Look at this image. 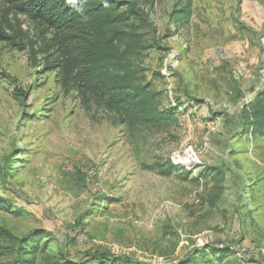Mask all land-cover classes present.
Listing matches in <instances>:
<instances>
[{"label":"rangeland","instance_id":"1","mask_svg":"<svg viewBox=\"0 0 264 264\" xmlns=\"http://www.w3.org/2000/svg\"><path fill=\"white\" fill-rule=\"evenodd\" d=\"M188 2L190 22L174 24ZM140 8L155 47L146 75L162 108H179L167 129L132 135L64 93L41 58L0 42V226L17 238L46 232L49 251L74 261L264 264V139L239 124L264 87V0ZM4 29L31 41L41 33L14 14ZM168 161L177 165L168 177L141 166Z\"/></svg>","mask_w":264,"mask_h":264},{"label":"trees","instance_id":"2","mask_svg":"<svg viewBox=\"0 0 264 264\" xmlns=\"http://www.w3.org/2000/svg\"><path fill=\"white\" fill-rule=\"evenodd\" d=\"M0 3L4 8L0 42L11 40L17 50H27L34 64L41 58L43 70L56 72L62 91L75 93L83 107L110 113L115 124L124 126L132 135L141 129H167L179 123L176 116L179 108H162L159 93L152 88L143 67L155 47L148 31L149 17L140 5H152L153 0H0ZM10 14L22 15L36 25L41 31L39 41L25 38L19 30L13 37L7 36L4 23ZM191 16L188 2L175 10L171 20L179 26L189 23ZM239 124L243 134L264 139V87L244 106ZM141 166L165 177L177 167L172 161ZM215 176L219 178L218 174ZM47 237L46 232L38 231L17 238L0 226V243L7 244L6 248L0 247L3 249L0 260L6 249L11 256L7 264H143L110 253L74 261L49 251Z\"/></svg>","mask_w":264,"mask_h":264},{"label":"bare ground","instance_id":"3","mask_svg":"<svg viewBox=\"0 0 264 264\" xmlns=\"http://www.w3.org/2000/svg\"><path fill=\"white\" fill-rule=\"evenodd\" d=\"M215 52H216V51H215ZM221 54H222V53H221ZM216 55H217V54H216ZM211 56H212V55H211ZM222 56H223V55H222ZM215 57H216V56H215ZM217 57H218V56H217ZM223 58H224V57H223ZM217 59H218V58H217ZM218 60H219V59H218ZM219 61H220V60H219ZM247 103H249V102H247ZM247 103H246V104H247Z\"/></svg>","mask_w":264,"mask_h":264},{"label":"crops","instance_id":"4","mask_svg":"<svg viewBox=\"0 0 264 264\" xmlns=\"http://www.w3.org/2000/svg\"><path fill=\"white\" fill-rule=\"evenodd\" d=\"M258 89H260V88H258Z\"/></svg>","mask_w":264,"mask_h":264}]
</instances>
